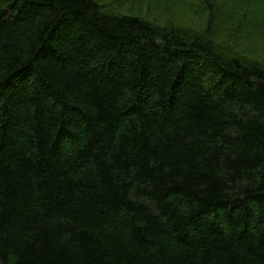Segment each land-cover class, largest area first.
<instances>
[{
	"label": "trees",
	"instance_id": "16d2710c",
	"mask_svg": "<svg viewBox=\"0 0 264 264\" xmlns=\"http://www.w3.org/2000/svg\"><path fill=\"white\" fill-rule=\"evenodd\" d=\"M180 2L0 0V264H264V0Z\"/></svg>",
	"mask_w": 264,
	"mask_h": 264
},
{
	"label": "rangeland",
	"instance_id": "374dc122",
	"mask_svg": "<svg viewBox=\"0 0 264 264\" xmlns=\"http://www.w3.org/2000/svg\"><path fill=\"white\" fill-rule=\"evenodd\" d=\"M97 1L106 11L112 13H135L160 23L173 22L196 29L206 24V22L204 24L205 17L201 13L188 9L184 3L180 2L184 0ZM239 12L238 10L231 19V25L222 17L220 18L229 27L227 34H224L217 44L227 52H236L264 64V16L256 12L252 16L251 12L242 16Z\"/></svg>",
	"mask_w": 264,
	"mask_h": 264
}]
</instances>
